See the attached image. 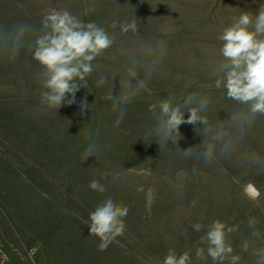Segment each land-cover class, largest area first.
<instances>
[{
  "label": "rangeland",
  "instance_id": "obj_1",
  "mask_svg": "<svg viewBox=\"0 0 264 264\" xmlns=\"http://www.w3.org/2000/svg\"><path fill=\"white\" fill-rule=\"evenodd\" d=\"M261 5L264 0H0V26L32 25L29 41L53 9L97 24L114 40L93 61L75 103L58 110L41 103L42 67L29 44L10 59L0 43V264H162L169 249L189 252L191 264H214L201 237L215 220L232 229L226 239L233 251L223 264H264V115L246 123V106L214 86L218 35ZM133 20L137 31L124 32L121 25ZM133 59L140 61L135 71ZM100 77L106 83L99 85ZM121 80L138 91L120 106L126 114L117 126L120 109L111 95H119ZM191 94L208 101L202 116L209 131L204 123H183L176 142L164 143L154 134L159 112L150 105L169 96L183 104ZM217 132L225 135L205 162L201 153ZM90 144L94 156L85 160ZM93 179L106 191L90 189ZM249 183L261 193L257 200L244 194ZM107 197L128 214L123 235L102 250L87 223ZM198 248L205 249L203 258Z\"/></svg>",
  "mask_w": 264,
  "mask_h": 264
},
{
  "label": "clouds",
  "instance_id": "obj_2",
  "mask_svg": "<svg viewBox=\"0 0 264 264\" xmlns=\"http://www.w3.org/2000/svg\"><path fill=\"white\" fill-rule=\"evenodd\" d=\"M88 11H94V7H90ZM112 27H116L115 21ZM121 28L124 32L137 31L135 20L130 23L125 22ZM33 30V26L28 23L18 24L11 30L0 26V43L7 49L4 54L10 59L14 58L20 48L28 43L33 50V59L42 67L40 73L43 89L40 93L42 105L48 109L58 110L65 102L68 105L75 103L76 93L80 87L86 88V77L93 72V61L113 46V38L106 29L92 22L85 23L68 10H51L41 21V34L29 41L28 38ZM217 39L221 42V46L218 49L220 59L215 68L214 86L216 89L223 88L229 99L246 106V123L251 124L256 116L264 115V5L260 6L256 15L251 12H242L223 29ZM139 62L133 59V71L136 70ZM150 74V71L146 72V75ZM106 81L105 77H100L98 84L102 85ZM120 83L119 95L115 97L111 95L114 109H120V115L115 122L117 126L122 123L126 114V110L120 106L127 103L138 91L132 88L130 81L121 80ZM138 85L144 87L145 81L139 80ZM68 96L71 99H68ZM193 104L195 106H191ZM87 105L82 101L81 110L87 108ZM207 105L206 99L197 101L195 94L189 95L183 104L177 103L172 96L159 100L149 107V111L156 112L158 109L159 112L154 134L161 137L164 143L170 138L175 143L179 126L183 123H204L206 126L203 128L206 132L209 131L208 122L202 116ZM185 112L189 113L187 120L184 117ZM237 119L236 116L232 117L233 121ZM224 135L223 132H217L211 137V142L201 153L205 162L214 158L217 143L222 141ZM173 137L176 139L174 140ZM228 146V143L224 144L225 149ZM94 151L95 145L90 144L85 152V160L89 156H94ZM183 153L187 158L192 154V148ZM89 188L101 193L106 191L105 186L95 179L89 183ZM243 190L244 194L252 200H257L261 196L260 191L251 183L247 184ZM139 191L144 189L140 188ZM146 199V208L150 211L154 200L151 189L148 190ZM127 214L128 208L111 197L102 200L89 213L87 223L89 234L100 239L99 247L102 250L116 237L123 235ZM251 223L254 221H250ZM203 227L200 223L192 225L196 232L201 231ZM231 231V228L226 230L224 223L215 220L208 225L206 235L201 237V241L207 243V255L214 264L216 262L223 264V261L232 253V247L226 239L227 232ZM204 254V248L196 250L198 259L203 258ZM162 264H191L190 253L185 251L177 255L174 250L169 249Z\"/></svg>",
  "mask_w": 264,
  "mask_h": 264
}]
</instances>
